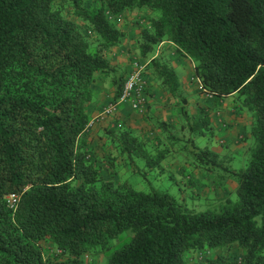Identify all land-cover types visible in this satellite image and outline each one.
<instances>
[{
  "label": "trees",
  "instance_id": "trees-1",
  "mask_svg": "<svg viewBox=\"0 0 264 264\" xmlns=\"http://www.w3.org/2000/svg\"><path fill=\"white\" fill-rule=\"evenodd\" d=\"M128 11L155 14L141 56L172 44L193 63L202 93L234 96L252 116L244 168L192 137L180 148L205 177L233 181L234 199L196 211L168 191L114 180L123 166L146 181L141 169L155 170L170 153L148 151L151 143L129 128L101 130L115 151L102 179L88 108L99 79L111 78V102L120 98L128 75H118L107 52L125 36L109 18ZM146 70L177 100L190 133L205 136L208 111L188 113L175 70L159 57ZM11 196L19 198L14 210ZM45 242L62 255L44 254ZM232 249L240 261L220 253ZM203 252L215 254L205 264H264V0H0V264H87L100 254L106 264H187Z\"/></svg>",
  "mask_w": 264,
  "mask_h": 264
},
{
  "label": "rangeland",
  "instance_id": "rangeland-1",
  "mask_svg": "<svg viewBox=\"0 0 264 264\" xmlns=\"http://www.w3.org/2000/svg\"><path fill=\"white\" fill-rule=\"evenodd\" d=\"M153 17H155V14L152 11H128L117 18H109L118 30L124 33L125 38L123 44L116 49L118 52H107V59L118 75H124V77L134 69L135 65L143 68L142 73L145 79L147 96L146 108L143 113L130 110L131 113L137 115L130 125L120 123L116 114L95 123L88 129L87 139L91 141L90 143L95 148V153L100 158L98 166L101 170L102 179L105 180L110 176V168L106 159L110 157V152L113 151L115 153V151L114 148L106 145V137L100 136L99 129L110 127L111 124L119 129L129 128L135 135L151 143L146 148L153 154H155L154 146L159 150L169 149L170 153L160 167L152 171L141 169L148 178L146 181L123 166L117 169L118 173L113 179L128 180L140 191L146 192L151 188L168 191L180 198H184L187 206L194 208L196 211L212 209L223 197L231 196L232 199L235 198L234 190L236 184L229 179L217 181L212 177H205L203 170L194 169L191 166V158L186 155L187 152L180 151V148L186 145L187 140L192 137L194 143L200 149H210L216 153L218 160L222 163L230 165L234 169L244 168L247 161V150L251 144L250 140H248V132H246L248 127L246 126L250 123L252 116L246 111L239 110L238 114L233 111L238 105L234 102V96L224 100L221 108L219 106L220 103L213 101L214 99H210L202 93L194 76L193 63L189 59H183L178 56L171 45L165 44L163 48L157 46L150 55L141 56L139 49L140 37L143 29L150 27V20ZM76 22L82 31L93 38V35L85 28L84 23L77 19ZM166 45L168 46L166 47ZM168 48L172 50H168ZM155 54H157L156 57H159L168 66L172 67L178 75L181 94L187 99L188 113L196 114L199 109H206L209 114V123L212 124L211 120L214 117L217 121L218 129L214 126L213 128L210 127V131L206 130L205 136H195V134L190 133L186 126V120L178 115V110L175 111L177 100L175 101L174 98L167 94L161 87L160 82L154 79L146 70L149 59L154 57ZM127 67L129 68L127 69ZM152 85L157 87L156 92L152 88V91L149 92ZM158 88L163 91L161 98L158 95ZM96 91L97 96L93 103L90 104L93 106L91 110L92 118L99 115L102 108L113 100L112 93L115 91V86L111 84V78L99 79ZM128 102L120 104L118 110L127 106ZM217 113H219V116H217ZM189 121L193 122L192 119ZM160 122L168 124L169 127L161 128L159 126ZM168 136H173L172 142ZM138 165L141 166L142 162L138 161ZM42 249L44 254L46 252L49 255H55V249L49 248L47 242L42 244ZM220 253L229 260L237 261H240L243 254L237 249H232L228 252L221 251ZM214 256L215 254L208 252H203L202 255L194 253L188 257L187 264H205L207 258ZM86 263L106 264V257L102 254L88 257L86 258Z\"/></svg>",
  "mask_w": 264,
  "mask_h": 264
},
{
  "label": "built area",
  "instance_id": "built-area-1",
  "mask_svg": "<svg viewBox=\"0 0 264 264\" xmlns=\"http://www.w3.org/2000/svg\"><path fill=\"white\" fill-rule=\"evenodd\" d=\"M143 68L137 67L135 65L134 69L126 77L122 93L117 102H110L106 104L99 115L92 118V120L87 125V129H90L95 123L110 117L115 114L117 108L120 104L129 101L131 109L139 113H143L146 108L147 96H146V85L145 79L142 73ZM19 198L17 196H11L8 199V204L13 210L16 207ZM54 254L62 255L60 251H56Z\"/></svg>",
  "mask_w": 264,
  "mask_h": 264
},
{
  "label": "crops",
  "instance_id": "crops-1",
  "mask_svg": "<svg viewBox=\"0 0 264 264\" xmlns=\"http://www.w3.org/2000/svg\"><path fill=\"white\" fill-rule=\"evenodd\" d=\"M165 44H168V45H171V47L172 48H175L172 44H170V43H167V42H164V43H162V44H160L159 46L161 47V48H163V46L165 45ZM168 45H166V47L168 46ZM119 47H116V48H113L111 51L112 52H118V51H116V49H118ZM172 50L171 48H168V50ZM175 50V49H174ZM162 51V50H161ZM156 55L157 54H155V56L154 57H156ZM129 67H127V69H128ZM153 89V91H155L156 92V86H154V85H152L151 87H150V89H149V92H151L152 91V89ZM158 91H159V93H158V95H160V98H161V95H162V90H160L159 88H158ZM157 91V92H158ZM113 95V97L112 98H114V95H115V91H113V93H112ZM233 96H230V97H227V98H222V99H220V100H217L216 102H218V103H220L219 104V106L221 107V105H222V102L224 101V100H226V99H228V98H232ZM214 101V100H213ZM128 105L127 106H125L124 108H122V109H120V110H118L117 109V111L115 112V114H116V117L118 118V120L120 121V123H122L123 125H130V124H132V120H135V118L137 117V115H135L134 113H131L130 112V110H131V106H130V104L129 103H127ZM237 106V108H235V109H233V111H235L236 112V114H238L237 112L239 111V110H241L240 108H239V106L238 105H236ZM222 108V107H221ZM93 109V106H91L90 105V107L88 108V112L90 113V115H91V110ZM120 111V112H119ZM240 112V111H239ZM217 116H219V113H217ZM91 118H92V116H91ZM107 118H110V117H107ZM107 118H105V119H107ZM103 120V119H102ZM251 121H252V119H250V123H251ZM211 123L212 124H210V127H212L213 128V126L214 127H216L217 129H218V127H217V121H216V119H214V117L212 118V120H211ZM250 123L248 124V125H250ZM246 126V127H249V126ZM108 126H109V124H108ZM111 126H112V124H111ZM242 126H244V125H242ZM246 129V128H245ZM244 129V130H245ZM101 130L102 129H99V131L98 132H101ZM227 136V135H226ZM231 136V135H230ZM246 136V135H245ZM231 137H234V136H231ZM233 140V139H232Z\"/></svg>",
  "mask_w": 264,
  "mask_h": 264
}]
</instances>
